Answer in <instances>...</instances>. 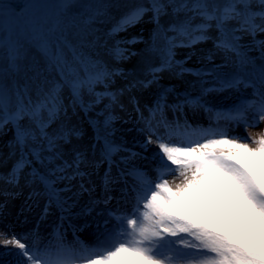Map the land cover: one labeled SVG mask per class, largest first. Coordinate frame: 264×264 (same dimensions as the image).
I'll return each mask as SVG.
<instances>
[{
  "label": "snow or ice",
  "instance_id": "snow-or-ice-1",
  "mask_svg": "<svg viewBox=\"0 0 264 264\" xmlns=\"http://www.w3.org/2000/svg\"><path fill=\"white\" fill-rule=\"evenodd\" d=\"M113 10L123 11L104 35L115 38L147 16L154 27L144 54L160 60L145 79L118 91L111 85L125 73L86 51L99 46L98 25L111 20ZM164 17L170 18L167 24L161 22ZM245 37L251 39L244 42ZM208 42L212 48L197 62L211 66L186 67L196 45ZM137 43H143L141 37L115 41L114 58L136 55L126 45ZM177 48L193 51L177 60ZM30 49L39 53L43 67L34 61L33 75L21 85L16 76ZM218 55L221 64L215 63ZM166 71L177 78L196 76L199 94L188 92L179 103L169 104L167 96L174 89L162 87L156 101L146 106L147 115L133 97L145 133L141 147L146 152L148 145L156 146L158 165L154 177L134 166L112 177L113 155L127 152L121 157L126 166L140 155L109 139L119 97L159 85ZM223 93L231 101L227 106L216 107L206 99ZM101 104L90 122L98 129L97 142L104 141L102 162L109 164L102 203L114 199L109 185L122 181L117 203L130 208L107 210L103 231L97 223L95 244H69L61 231L64 222L90 215L101 203L90 200L73 213L79 197L93 189L84 182L89 175L82 171L85 154L73 148L72 160L66 159V146L83 135L70 123L69 111L87 115ZM185 107L209 113L211 123L205 127L181 120ZM261 123L264 0H0V135L12 132L8 146L16 157L3 179L15 186L24 175L43 187L47 203L41 219L53 208L59 212L47 240L38 227L21 235L0 233V248L5 249L0 257H13L0 264H264V131L233 134L241 126L247 132ZM128 176L135 180L131 186ZM169 176L180 182L172 186Z\"/></svg>",
  "mask_w": 264,
  "mask_h": 264
},
{
  "label": "rangeland",
  "instance_id": "rangeland-1",
  "mask_svg": "<svg viewBox=\"0 0 264 264\" xmlns=\"http://www.w3.org/2000/svg\"><path fill=\"white\" fill-rule=\"evenodd\" d=\"M121 2H125V0H121ZM127 2H131V0H127ZM122 11L123 10H113V18L102 25H98L101 30L100 33H98L101 37L99 46L91 50L86 49L93 58L100 59L109 69H120L125 73L123 76L118 75L114 78V82L111 85L113 91L125 88L130 82L145 79L149 67L160 63L158 57L153 56L151 58H146L144 54V49L150 42L154 27L147 16L144 18L143 22L137 24L135 27L129 28L127 32L119 33L115 38H109L104 35L112 27L115 20L122 14ZM169 19V17H164L161 22L167 24ZM213 35H215V33H213ZM136 36L141 37L143 43L126 45V47L137 54L130 56V58L125 60L114 58L111 51L114 42L117 40H130L132 37ZM250 39V37H245L244 42H248ZM211 48V42L196 45V55L188 61L186 67L193 69L210 67L211 65H202L201 63H198L197 57L203 56ZM192 51L193 49L189 48H177L175 49V58L177 60H182L185 55ZM252 54L256 55V53ZM34 61H38L40 66L43 67V60L39 53H37L35 49H30L26 59L23 61L21 72L16 76L19 84L23 85L26 82V78L33 75L31 68ZM215 63H222L221 56L218 55L216 57ZM161 77L162 79L160 80L159 85H152L146 89L135 88L130 91H125L123 95L119 97V104L123 105V109L120 108L119 104L114 108L118 119L114 124V135L110 136L109 139L117 145H122L126 149L139 152L140 155L132 160L130 165L127 166L124 163H121V157L127 156V152L120 151L113 155V163L110 170V175L112 177H118L121 169L127 171L130 166L140 168L149 176L154 177L155 173L153 169L158 165V160L156 158L158 149L156 146L148 145V150L146 152L141 147L145 140V133L140 130L142 124L138 123L139 116L135 110L134 102L132 100L133 97H135V101L139 104L140 109L144 111L145 115H147L146 106H150L156 101L162 87L174 89L169 92L167 96V103L169 104L179 103L184 99L188 92H191L193 96L199 94L200 83L198 78L194 75L186 74L182 78H177L171 72L166 71L161 73ZM64 94L67 96V90H65ZM227 95V93L220 95L211 94L206 99L210 100L216 107L227 106L231 103L230 100L224 99ZM85 99H87V97H85ZM65 102L67 103V101ZM103 107L104 105L101 104L97 109L93 112H89L87 115L79 110H77L76 115H72L71 110L69 111V115L71 116L70 123L80 128L83 135L79 139H73L72 145L66 146V159L69 161L72 160L73 148L80 150L85 154L87 164L82 165V171L89 173V175L84 178V182L86 187L93 189L91 194L85 192L79 197L77 207L73 209V213H79L84 206L89 204L90 200L101 201V203L95 206L90 215L75 216L70 222H64V228L61 231L64 241L69 244H75L77 240L86 245L95 244L97 223L101 225L100 231H103L104 220L109 219L107 210L109 208H130V205H126L122 201L119 204L117 203L120 199V189L124 187L122 181L109 185V194L112 195L114 199L109 205H104L102 203L105 198V173L109 171V164L107 162H102L104 141L101 139L97 142L98 129H96L90 120L94 121L98 117L100 109ZM167 116L169 120L173 119V112L168 110ZM185 117L193 125H203L207 127L211 123V116L202 109L185 107L181 120ZM99 119L102 120L103 117H99ZM53 127H55V125H53ZM261 131H264V123H261L258 127L249 128L247 132L244 127L241 126L235 129L233 134L247 136L249 132L257 134ZM11 140V131H8L4 135H0V233H16L17 235H21L38 227L41 237L43 236V238L47 240L52 228L59 223V212L53 208L47 217L41 219L42 209L47 203V194L44 192L41 185L29 183L24 175H22L18 185L13 186L5 182L3 177L7 176L13 166L14 160L16 159L15 156L10 155L8 144ZM117 165H119V167ZM25 172H27V170H25ZM126 179L129 186L135 183V180L131 176L126 177ZM168 180L172 186H175L176 183L180 182L179 179L173 176H169ZM72 183L73 185H78L79 180H74ZM58 186L63 187V184ZM37 193L39 194L37 195ZM97 213H102V215L97 216ZM108 227H111V222ZM4 251L5 249L0 248V253H3ZM12 259L13 257L11 255L0 257V260Z\"/></svg>",
  "mask_w": 264,
  "mask_h": 264
}]
</instances>
